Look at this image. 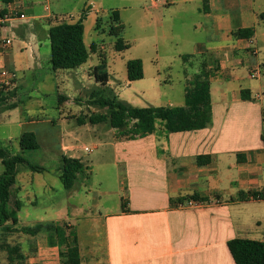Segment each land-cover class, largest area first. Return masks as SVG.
I'll return each instance as SVG.
<instances>
[{
  "label": "crops",
  "instance_id": "crops-1",
  "mask_svg": "<svg viewBox=\"0 0 264 264\" xmlns=\"http://www.w3.org/2000/svg\"><path fill=\"white\" fill-rule=\"evenodd\" d=\"M94 2L0 0V85L17 89L25 73L39 66L41 49L50 45V19L62 18L65 6H83L77 20L84 11L87 17ZM152 9L156 12L151 18L156 48L160 38L167 39L174 15L200 16L193 28L204 34L206 41L195 42L191 53L179 51L178 55L184 56V61H188V56H200L201 62L207 63L211 124L204 129L171 134L157 124L154 133L140 137L119 136L111 127L91 130L98 141L90 153L95 150L99 153L97 159H102L110 152L118 186L114 192H101L103 196H115L109 210L99 216L77 217L81 264H235L229 241H264V200H250L251 195L264 193V100L256 98L264 71V46L258 39L264 36L263 32L260 34L264 0H209L207 10L203 9L202 0H167ZM16 14H24L25 19L15 17ZM71 16L75 22L76 15L72 13L68 18ZM239 29H254V37L234 38L233 32ZM7 39L12 40L10 47L4 45ZM28 48L34 53L33 60L26 54ZM45 60L50 62L51 53ZM162 60L155 62L159 65ZM3 70L12 75L9 84L4 83ZM243 90L250 99L243 98ZM184 102L185 94L180 106ZM1 106L0 117L9 110ZM167 106L176 107L171 100ZM57 112L61 115L58 123L54 117L47 119L52 125L72 120L61 109ZM35 114L29 111L25 119L31 122L36 119ZM103 133L106 140L98 137ZM61 140L59 165L53 170L56 175L59 176L62 157L78 159L86 169L91 167L92 163L80 155V151H86L85 146L66 145ZM200 157L209 161L201 165ZM119 174H123L120 179ZM16 186L23 190L18 181ZM47 189L51 187L46 186ZM183 198L200 201L193 200L197 204L192 207L178 208ZM256 204L262 209H254ZM49 250L53 259L59 256L57 247L49 246Z\"/></svg>",
  "mask_w": 264,
  "mask_h": 264
},
{
  "label": "rangeland",
  "instance_id": "rangeland-1",
  "mask_svg": "<svg viewBox=\"0 0 264 264\" xmlns=\"http://www.w3.org/2000/svg\"><path fill=\"white\" fill-rule=\"evenodd\" d=\"M153 1L95 0L94 7L84 20V42L87 46L95 43L98 52L92 54L86 64L75 70L53 71L50 62L45 60L47 54L51 53L50 45L46 44L41 49L37 43V48L41 49L43 55L42 61L38 62L39 66L25 73L26 77L19 81L17 89H13L11 85H4L7 92L15 91L16 94L0 106L8 109L10 104L15 103L17 107L8 110L0 117V144L13 154H22L20 137L25 132H34L40 149L25 151L22 155L29 162L48 170L44 173H34L24 166L18 168V185L23 187L21 190L16 186L18 189L15 194L23 204L18 211L19 230L44 223L70 221L67 217L74 226H78L77 217L99 216L103 211L109 210L110 204H113L115 198L113 194L102 195L105 191H116L118 186L115 181L116 169L110 161L111 154L108 151L104 158L97 159L98 152L94 150L90 153L98 141L91 130L110 126L108 123H100L97 126L90 123L83 126L77 124L78 118L88 120L90 116L107 113L106 109L93 103L94 97H98L97 92L103 88L94 76L95 67L101 65L98 53L104 54L106 58L104 70L109 74L110 79L108 87L103 89H111L120 101L136 108L166 107L169 100L176 107L183 104L188 82L201 71L203 57L188 56V61H184L182 59L184 56L180 57L178 52L191 53L195 42L206 41L204 34L195 32L193 28V23L200 21V16L192 13L174 15L167 39L160 38L156 48L154 22L151 19L156 15L152 9ZM159 1L162 4L167 0ZM82 8L83 6L80 8L65 6L60 15L68 18L73 13L76 15V21ZM115 10L120 12V23L123 25L120 36L130 45L127 50L121 52L114 48L117 38L108 33L110 15ZM97 17L100 18L98 31L95 29ZM29 22L33 23L31 20ZM260 24L261 34L264 33V18H260ZM258 39L263 47L264 36L260 35ZM30 47L33 49L34 46ZM31 48L27 49L26 54L33 60L34 53ZM261 53L264 54V50ZM159 58L164 60L157 65L155 61ZM134 59H142L144 77L130 82L127 76V62ZM168 66L171 70L167 69ZM260 79L262 80L260 95L264 100V71ZM255 84L259 83L255 82ZM101 96L107 97L108 93H103ZM57 109H61L63 115L72 120L69 123L52 125L47 119L54 117L58 123V116L61 115L58 114ZM29 111L36 113V119L31 122L25 119ZM42 111L46 114H39ZM68 132L73 134L70 135ZM98 137L102 140L107 139L104 133L99 134ZM61 139L66 145L77 144L80 147H87L90 151H80V155L85 162L89 160L88 163L93 164L85 170V174L80 177L72 191L64 188L59 176L53 171L59 165L57 156ZM3 171L0 161V173ZM122 175L119 174V179ZM46 186H50L51 189L46 190ZM253 207L262 209V205L258 204ZM6 228L7 225H0V264H59L60 256L53 259L54 255L50 254L46 233L30 236L21 231H6ZM13 246L20 248L19 254L24 256V259L16 258L17 256L14 255V262L11 263L7 247Z\"/></svg>",
  "mask_w": 264,
  "mask_h": 264
},
{
  "label": "trees",
  "instance_id": "trees-1",
  "mask_svg": "<svg viewBox=\"0 0 264 264\" xmlns=\"http://www.w3.org/2000/svg\"><path fill=\"white\" fill-rule=\"evenodd\" d=\"M203 1V9L207 10L208 1ZM264 18V12L260 15ZM86 12H82L80 18L73 22L70 18L54 17L50 19L48 37L51 46V68L57 70H75L86 64L92 54H96L97 46L91 43L87 46L84 42V20ZM108 33L117 38L114 48L121 52L127 50L130 45L121 38L123 25L120 23V12L115 10L110 15ZM100 18L96 20V30L100 29ZM254 29H239L233 32L236 39H251L254 37ZM101 65L94 69V76L103 88L108 87L109 74L106 68V58L104 54L98 53ZM127 76L130 82L140 80L144 77L143 62L134 59L127 62ZM102 88V89H103ZM97 92L93 103L100 108L106 109V114H96L90 116L88 120L78 118L77 123L92 125L108 123L117 130L119 136H143L154 133L157 124H161L167 134L195 131L204 129L211 124L212 119V99L210 92V73L207 70V63L203 62L201 71L189 80L185 91V102L179 107H145L136 108L118 99L111 89H103ZM108 93V96H101ZM242 91L245 100L250 99ZM16 92H7L4 85H0V105L9 101ZM60 101H62L59 98ZM17 105L12 103L8 109H14ZM22 154L25 151H37L40 149L37 135L34 132H25L19 140ZM22 154H13L9 149L0 144V161L4 171L0 173V225H7L6 231L18 232L30 236L46 233L50 247H57L59 250L60 264H81L79 241L76 227L70 221H59L56 223H44L33 228L23 227L20 230L18 211L22 208V201L15 196L17 189V176L19 166H24L34 173H44L48 170L40 165L33 164L25 159ZM209 160L207 157H200L198 162L203 165ZM85 166L78 159L62 157L61 165L58 168L59 178L67 191H71L76 186L80 177L85 174ZM196 202L200 200L191 198ZM188 200L180 199V202ZM13 201V202H12ZM12 202V206H11ZM123 202V210L125 209ZM127 211V210H125ZM229 251L235 264H264V241L236 238L228 242ZM9 260L14 262L16 258L24 259L20 255L18 246L7 247Z\"/></svg>",
  "mask_w": 264,
  "mask_h": 264
},
{
  "label": "built area",
  "instance_id": "built-area-1",
  "mask_svg": "<svg viewBox=\"0 0 264 264\" xmlns=\"http://www.w3.org/2000/svg\"><path fill=\"white\" fill-rule=\"evenodd\" d=\"M153 6L155 7V6H157V5H159L160 4V1L159 0H154L153 2ZM15 17H17V18H19V19H21V20H23V19H25V15L24 14H16V16ZM71 18H73V16H71ZM4 22V21H3ZM1 23V22H0ZM11 44H12V40L11 39H7V40H5V43H4V45L6 46V47H10L11 46ZM1 76L3 77V78H5V84H9L8 82V79H10V78H12V75L10 74V72L8 71V70H3L2 72H1ZM252 77H256V74H252ZM8 81V82H7ZM256 98H261V95L260 94H258L257 96H256ZM85 150L88 152V151H90L87 147L85 148ZM92 151V150H91ZM250 200H253V201H261V200H264V193H257V194H253V195H251L250 196ZM197 203L195 202V201H193V200H186V201H184V202H179L178 204H177V207L178 208H186V207H192V206H194V205H196Z\"/></svg>",
  "mask_w": 264,
  "mask_h": 264
}]
</instances>
